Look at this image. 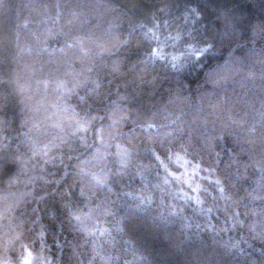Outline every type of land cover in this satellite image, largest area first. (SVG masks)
I'll use <instances>...</instances> for the list:
<instances>
[{"label": "clouds", "instance_id": "obj_1", "mask_svg": "<svg viewBox=\"0 0 264 264\" xmlns=\"http://www.w3.org/2000/svg\"><path fill=\"white\" fill-rule=\"evenodd\" d=\"M0 264H264V0H0Z\"/></svg>", "mask_w": 264, "mask_h": 264}]
</instances>
